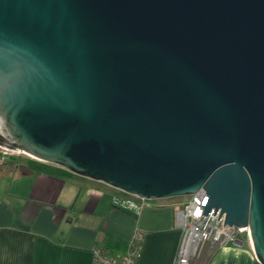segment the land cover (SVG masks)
<instances>
[{
  "label": "water",
  "instance_id": "obj_1",
  "mask_svg": "<svg viewBox=\"0 0 264 264\" xmlns=\"http://www.w3.org/2000/svg\"><path fill=\"white\" fill-rule=\"evenodd\" d=\"M0 149L148 203L203 191L264 264V0H0Z\"/></svg>",
  "mask_w": 264,
  "mask_h": 264
},
{
  "label": "crops",
  "instance_id": "obj_2",
  "mask_svg": "<svg viewBox=\"0 0 264 264\" xmlns=\"http://www.w3.org/2000/svg\"><path fill=\"white\" fill-rule=\"evenodd\" d=\"M23 168L32 171L0 172V264H92L96 249L125 257L136 230L145 235L136 264L175 263L182 199L150 202L136 218L117 206L132 201L102 184L55 166L49 172ZM243 238L242 247L204 254L194 264H259Z\"/></svg>",
  "mask_w": 264,
  "mask_h": 264
},
{
  "label": "built area",
  "instance_id": "obj_3",
  "mask_svg": "<svg viewBox=\"0 0 264 264\" xmlns=\"http://www.w3.org/2000/svg\"><path fill=\"white\" fill-rule=\"evenodd\" d=\"M27 158L20 153L0 149V168L6 165L11 159ZM205 193L200 191L195 196L182 201L175 214L176 227L181 232L180 244L178 247L174 264H194L204 254L213 255L227 247H242L245 237L247 242L250 239L247 232L238 231L235 228L224 226L226 215L220 217V212L214 216V210L208 213L203 219L204 208L202 203ZM137 200V199H136ZM119 208L128 213H133L138 218L143 209L148 208V202L137 200V202L119 203ZM219 219V221H218ZM145 235L142 231H134L129 243V252L125 257L108 256L101 249L93 252L92 264H136L140 258Z\"/></svg>",
  "mask_w": 264,
  "mask_h": 264
},
{
  "label": "rangeland",
  "instance_id": "obj_4",
  "mask_svg": "<svg viewBox=\"0 0 264 264\" xmlns=\"http://www.w3.org/2000/svg\"><path fill=\"white\" fill-rule=\"evenodd\" d=\"M12 161V162H11ZM10 162L11 163H14L16 164L17 166H20V167H30L32 169H35L37 171H40V172H49V171H52L51 169H54L52 168L53 166H47L48 164H42L40 162H36V161H33V160H29L27 158H15V159H12ZM21 176H17V178H20ZM14 179H11L8 184H4V185H8V186H11L12 183H13ZM114 191V190H113ZM114 193H118L119 197L122 198V199H126V200H131V201H134L135 199L134 198H131L121 192H118V191H114ZM244 239V238H242Z\"/></svg>",
  "mask_w": 264,
  "mask_h": 264
},
{
  "label": "trees",
  "instance_id": "obj_5",
  "mask_svg": "<svg viewBox=\"0 0 264 264\" xmlns=\"http://www.w3.org/2000/svg\"><path fill=\"white\" fill-rule=\"evenodd\" d=\"M20 172L23 174H28L30 173V171H32L31 169H26L23 167H18L16 165H14L13 163H7L6 165H4L2 168H0V172L3 173L4 175L10 176L15 174L16 172ZM135 202H137V200H134ZM182 201H185V199H182Z\"/></svg>",
  "mask_w": 264,
  "mask_h": 264
}]
</instances>
